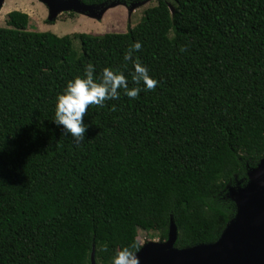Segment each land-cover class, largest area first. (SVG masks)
<instances>
[{"label":"trees","instance_id":"16d2710c","mask_svg":"<svg viewBox=\"0 0 264 264\" xmlns=\"http://www.w3.org/2000/svg\"><path fill=\"white\" fill-rule=\"evenodd\" d=\"M129 8L145 0H80ZM148 1V0H147ZM156 0L125 33L73 34L29 16L0 27V264H110L138 231L182 250L214 244L264 158V0ZM72 14V13H71ZM142 48L130 61V45ZM139 61L158 84L90 105L79 142L53 123L66 83L105 67L129 88ZM135 251V249H132ZM138 251H136L137 253Z\"/></svg>","mask_w":264,"mask_h":264},{"label":"water","instance_id":"95a60500","mask_svg":"<svg viewBox=\"0 0 264 264\" xmlns=\"http://www.w3.org/2000/svg\"><path fill=\"white\" fill-rule=\"evenodd\" d=\"M38 1L48 9V21L61 13L100 19L105 10L117 5L90 6L80 0ZM146 1L131 5L129 12ZM3 5L4 0H0V10ZM228 196L235 205V215L214 244L174 248L177 230L171 220L165 241L140 247L136 253L139 264H264V158L247 173L243 187L228 188ZM90 264H96L94 250Z\"/></svg>","mask_w":264,"mask_h":264},{"label":"clouds","instance_id":"9594fccd","mask_svg":"<svg viewBox=\"0 0 264 264\" xmlns=\"http://www.w3.org/2000/svg\"><path fill=\"white\" fill-rule=\"evenodd\" d=\"M141 48L139 41L133 42L124 53L123 59L132 60ZM133 69L132 81L137 86L129 88L124 72L105 67L97 79L94 77V65L86 64L83 76L69 80L63 91L57 95L53 123L63 126L73 140H82L87 127L83 123V117L90 105L103 106L107 100L119 99L121 89L127 97L135 99L142 91L139 85H143V90H152L158 84L156 79L150 77L148 68L138 60ZM136 251H139L136 244L122 247L112 256L110 264H139Z\"/></svg>","mask_w":264,"mask_h":264},{"label":"rangeland","instance_id":"374dc122","mask_svg":"<svg viewBox=\"0 0 264 264\" xmlns=\"http://www.w3.org/2000/svg\"><path fill=\"white\" fill-rule=\"evenodd\" d=\"M172 10V0H165ZM156 0H148L135 7L131 12L123 5H116L103 12L100 19L89 18L75 13H61L53 21H48V9L38 0H4L0 10V27H5L8 13L19 11L29 16L28 30L36 32H51L62 38L60 50L67 49L65 38L72 40L74 50L80 52V43L72 38L73 34L103 35L107 33H125L128 27L139 23L143 12L156 5ZM139 244L157 242L159 239L155 233L138 231Z\"/></svg>","mask_w":264,"mask_h":264}]
</instances>
